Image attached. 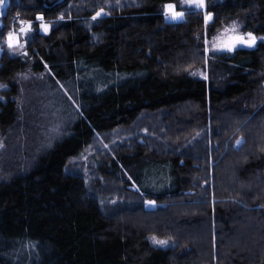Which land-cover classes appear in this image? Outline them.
Returning <instances> with one entry per match:
<instances>
[{
	"label": "trees",
	"instance_id": "1",
	"mask_svg": "<svg viewBox=\"0 0 264 264\" xmlns=\"http://www.w3.org/2000/svg\"><path fill=\"white\" fill-rule=\"evenodd\" d=\"M177 2L10 0L0 264H264V0ZM19 21L31 31L12 51ZM230 21L257 43L207 61L204 30ZM27 118L43 146L16 140L18 128L33 140Z\"/></svg>",
	"mask_w": 264,
	"mask_h": 264
},
{
	"label": "snow or ice",
	"instance_id": "2",
	"mask_svg": "<svg viewBox=\"0 0 264 264\" xmlns=\"http://www.w3.org/2000/svg\"><path fill=\"white\" fill-rule=\"evenodd\" d=\"M190 4L195 5L196 8L203 9L206 7L205 0H188ZM4 5V0H0V7ZM165 13L164 15L167 18H170L174 21L183 20L184 13L182 11H177L176 6L174 4H166L165 6ZM103 13V10L101 12H97L96 16H100ZM96 16L93 17V19H96ZM38 20L43 21V17H37ZM213 19L211 14H207L205 16V24L208 23V21H211ZM21 27L19 29V33L16 32H9L7 35V46L9 48H15L20 47L23 48L24 45L20 43L21 35H27L31 31V22H25V21H19ZM40 27L44 32H48L49 26L47 24L41 23ZM261 40H264V37L260 38ZM205 43H209L207 40V37L205 39ZM257 43V37L253 35L251 32H248L246 34H240L238 32L237 26L233 24L229 28H225L224 32L214 38V40L211 42L212 44V50L213 51H227V52H233L237 49L238 46H246V47H254ZM26 55V53H25ZM206 78V77H205ZM242 143V141H237V144L239 145ZM149 205L155 204V201H147ZM153 242L159 245H165L167 244V241L165 240H159L156 237H153Z\"/></svg>",
	"mask_w": 264,
	"mask_h": 264
},
{
	"label": "rangeland",
	"instance_id": "3",
	"mask_svg": "<svg viewBox=\"0 0 264 264\" xmlns=\"http://www.w3.org/2000/svg\"><path fill=\"white\" fill-rule=\"evenodd\" d=\"M178 5L179 6H185V7H190V8H192V9H195L196 7H195V5H193V4H190L189 2H188V0H178ZM9 4H10V0H9ZM6 5H7V0H4V5L2 6V7H0V14L1 13H3L5 10V7H6ZM175 5V4H174ZM9 6V5H8ZM176 6V5H175ZM198 9H200V8H198ZM7 10H8V8H7ZM184 13V12H183ZM4 17V16H3ZM3 17H0V19L1 18H3ZM185 19V14H184V18H183V20ZM169 20L170 21H174V20H172V19H170L169 18ZM183 20H179V21H174V22H182ZM1 23V22H0ZM45 24V23H44ZM233 24H235L236 26H237V29H238V32L240 33V34H245L244 32H243V26L238 22V21H230V23H227V24H225V26H223L221 29H219V31L218 32H216L215 34H211L210 35V32H209V29L207 28V29H205L204 30V32H203V49H204V51H205V55H206V60L207 61H209L208 60V58L209 57H211L212 55H214V54H217V55H219L220 53H228V54H231V52H227V51H213L212 50V44H211V42L214 40V38H216V37H218V36H220L223 32H224V30H225V28H229V27H231ZM42 32H44L43 30H42ZM206 37H207V40H208V42L209 43H205V39H206ZM239 48H243V47H245V46H238ZM246 48H249V47H246ZM252 48V47H251ZM12 51H19V47H15V48H10ZM0 50H2V49H0ZM234 52V51H233ZM208 65V64H207ZM207 65H205V66H203V67H200V68H197L196 70H192L191 72L193 73V74H195V76H196V78H204V77H207V74H208V72H207ZM33 98H34V101H33V103L35 104V106L36 105H38V106H44L45 107V105H46V102L45 103H43L41 100V95H40V92L39 91H37V89L34 91V95H33ZM41 99V100H40ZM41 108V107H40ZM49 108H51V109H54L53 111H54V114H56L57 113V111L59 112V109L61 108V106L59 105V106H57V105H53V104H49ZM36 109H39L38 107H36ZM54 118H57L56 117V115L55 116H53ZM52 118V117H51ZM27 120H28V122L29 123H32L33 124V126H36V128L34 129V131L35 130H37V131H32V133H34V136H32L33 137V140H32V138H31V133H30V130L28 131V130H26V129H22V130H20V128H18V133H16V140H18V139H21V141H22V145L23 146H25L26 147V145H27V147L28 146H31V145H33L34 147H38V145H40V146H43V141L41 140V141H39L38 139L37 140H34L35 138H37V135L38 134H42L40 137H42L43 138V134H44V132H42L41 131V127H39V125H37V124H35V121H33V120H30L29 118H27ZM50 123H52V122H50ZM38 127H39V129H38ZM50 130H51V128H50ZM28 131V132H27ZM99 140H101L100 138H99ZM42 142V143H41ZM17 145V141H15V143H14V145L12 146V148H13V150L15 151V154L17 155V153H18V149H17V147L15 148V146ZM41 149L40 148H37V150H35V153H37L36 151H40ZM20 158H21V156H20ZM30 160V159H29ZM21 161V160H20ZM26 161V160H25ZM24 161H22V163H23ZM245 230H244V227L241 225L240 226V228H239V232H244ZM166 241V240H165ZM154 243V242H153ZM167 243L169 244V242L167 241ZM154 244H156V243H154ZM156 245H158V244H156ZM166 245V244H165Z\"/></svg>",
	"mask_w": 264,
	"mask_h": 264
},
{
	"label": "water",
	"instance_id": "4",
	"mask_svg": "<svg viewBox=\"0 0 264 264\" xmlns=\"http://www.w3.org/2000/svg\"><path fill=\"white\" fill-rule=\"evenodd\" d=\"M8 5H9V0H7V5H6V7H5V11L3 12V13H1L0 14V17H3V16H5L6 15V13H7V8H8ZM38 17H43L42 15H38ZM246 47V46H245ZM0 53H1V50H0Z\"/></svg>",
	"mask_w": 264,
	"mask_h": 264
},
{
	"label": "bare ground",
	"instance_id": "5",
	"mask_svg": "<svg viewBox=\"0 0 264 264\" xmlns=\"http://www.w3.org/2000/svg\"><path fill=\"white\" fill-rule=\"evenodd\" d=\"M10 5V4H9ZM253 48V47H252Z\"/></svg>",
	"mask_w": 264,
	"mask_h": 264
}]
</instances>
